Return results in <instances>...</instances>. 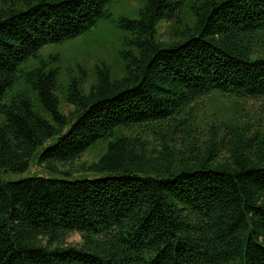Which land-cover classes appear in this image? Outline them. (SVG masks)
Masks as SVG:
<instances>
[{
  "label": "trees",
  "instance_id": "obj_1",
  "mask_svg": "<svg viewBox=\"0 0 264 264\" xmlns=\"http://www.w3.org/2000/svg\"><path fill=\"white\" fill-rule=\"evenodd\" d=\"M127 7L0 0V264H264V125L225 113L264 100V0Z\"/></svg>",
  "mask_w": 264,
  "mask_h": 264
},
{
  "label": "rangeland",
  "instance_id": "obj_2",
  "mask_svg": "<svg viewBox=\"0 0 264 264\" xmlns=\"http://www.w3.org/2000/svg\"><path fill=\"white\" fill-rule=\"evenodd\" d=\"M127 2V11H135L141 7L142 0H125ZM130 16V15H129ZM83 45L81 42L73 44L71 47L65 46L63 51L65 54L64 58L72 60V57L76 56V52L82 51ZM51 49H44L41 53L46 55ZM226 104V103H224ZM217 104L210 99H204L199 105L200 113L197 116V131L199 133L205 134L207 130H212L219 125L220 117L216 111ZM241 112L244 116V119L248 121L257 122L258 124L264 125V100L262 101H241L238 106L229 105L225 110L226 114L231 112ZM242 116V117H243ZM212 126V127H211ZM211 127V128H209ZM104 153V144L98 145L94 150L88 151L80 159H77L73 162H68L65 164H54L53 170L45 169L44 167H38L36 165H31L27 172L21 174H6L3 179L9 181H21L33 177L35 174H39L44 178L55 179V180H77V179H87L92 177L85 176L81 169L88 167L89 165L95 163L99 156ZM69 174V175H66ZM79 242V237L77 235H72L68 240L67 244H77Z\"/></svg>",
  "mask_w": 264,
  "mask_h": 264
},
{
  "label": "water",
  "instance_id": "obj_3",
  "mask_svg": "<svg viewBox=\"0 0 264 264\" xmlns=\"http://www.w3.org/2000/svg\"><path fill=\"white\" fill-rule=\"evenodd\" d=\"M6 173V172H5Z\"/></svg>",
  "mask_w": 264,
  "mask_h": 264
}]
</instances>
